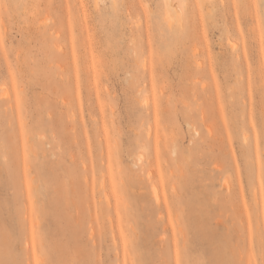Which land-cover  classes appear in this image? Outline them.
I'll list each match as a JSON object with an SVG mask.
<instances>
[{"label":"rangeland","instance_id":"1","mask_svg":"<svg viewBox=\"0 0 264 264\" xmlns=\"http://www.w3.org/2000/svg\"><path fill=\"white\" fill-rule=\"evenodd\" d=\"M168 1L0 0V264H264V0Z\"/></svg>","mask_w":264,"mask_h":264},{"label":"bare ground","instance_id":"2","mask_svg":"<svg viewBox=\"0 0 264 264\" xmlns=\"http://www.w3.org/2000/svg\"><path fill=\"white\" fill-rule=\"evenodd\" d=\"M28 1V0H27ZM113 1V0H112ZM165 14H166V20L168 21V23H171L172 21H174L173 19H175L174 18V13L172 12L173 10H175V6H173V4L170 2V1H168V0H165ZM98 3H100V1L98 2ZM101 3H103V2H101ZM100 3V4H101ZM114 3H115V1H114ZM125 3V2H124ZM132 4V3H131ZM119 5V4H118ZM94 7H96L95 5H94ZM97 8V7H96ZM177 10V9H176ZM115 11V10H114ZM127 12V11H126ZM132 13V12H131ZM134 13V12H133ZM177 15H178V13H177ZM176 15V16H177ZM131 16H133V15H131ZM138 17V16H137ZM1 23V22H0ZM3 24V23H2ZM4 35H5V33H4ZM6 94V93H5ZM148 134H149V132H151V129L149 128L148 130ZM152 193L154 194V195H156V188H155V185H153L152 186ZM115 239V238H114Z\"/></svg>","mask_w":264,"mask_h":264}]
</instances>
